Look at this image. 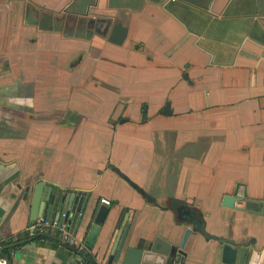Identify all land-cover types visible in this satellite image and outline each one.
<instances>
[{
	"label": "crops",
	"instance_id": "1",
	"mask_svg": "<svg viewBox=\"0 0 264 264\" xmlns=\"http://www.w3.org/2000/svg\"><path fill=\"white\" fill-rule=\"evenodd\" d=\"M116 22L121 44L107 40ZM39 181L110 201L85 246L97 264L121 215L125 248L179 247L190 228L178 264H223L181 204L237 244L234 264H264V212L222 206L240 183L264 210V0H0V250L18 249L8 264H74L55 235L27 234Z\"/></svg>",
	"mask_w": 264,
	"mask_h": 264
},
{
	"label": "water",
	"instance_id": "2",
	"mask_svg": "<svg viewBox=\"0 0 264 264\" xmlns=\"http://www.w3.org/2000/svg\"><path fill=\"white\" fill-rule=\"evenodd\" d=\"M25 22L37 24L40 29L48 30H59V26L49 24L48 21L43 19L39 20L27 15ZM92 30L88 29L85 35L89 37ZM74 36H78L77 32H74ZM127 34V28L124 27L120 22L113 24L107 40L114 44H121ZM72 35V34H71ZM80 35H83L80 33ZM168 106V104H166ZM164 113L169 114V111L164 110ZM240 183H236L234 190L231 194L223 196L222 206L224 207H235V202H243V210L250 213L260 214L263 213V209H258V203L263 202L253 200L247 197L245 190L239 192ZM32 200H31V215L30 220L35 221L38 217L50 218L53 211L54 204L60 201V212L65 211L67 214V220L70 221V227L72 228L73 234L75 235L77 228L83 218L88 216V231L84 240V244L87 248L93 246L101 226L105 222L106 216L109 211V207L104 204L96 203L91 205L89 203L88 193H76V192H65L62 194L52 193V187L49 183L39 181L31 189ZM58 204V203H57ZM173 206V205H172ZM177 218L185 224L190 223L197 232L206 238H212L221 242L222 244V263L223 264H234L235 257L237 254V244L232 242L228 238L217 237L207 234L204 230V222L201 218L195 216L186 205L173 206ZM89 211V212H88ZM123 215H121L117 229L122 227L120 235L116 240L114 250L111 252L107 264H178L181 255H184L182 250L188 234L191 229L186 228L183 232L182 240L179 247L171 245L168 241L156 236L145 245L144 243L139 244L138 247H127L124 246L125 236L129 228V224L121 225Z\"/></svg>",
	"mask_w": 264,
	"mask_h": 264
},
{
	"label": "built area",
	"instance_id": "3",
	"mask_svg": "<svg viewBox=\"0 0 264 264\" xmlns=\"http://www.w3.org/2000/svg\"><path fill=\"white\" fill-rule=\"evenodd\" d=\"M100 202L107 206L110 204V201L104 198H101ZM27 234L32 238L55 235L75 256L74 264H85L80 252L86 247L73 234L65 211L60 212L55 218L38 217L27 229ZM17 250L13 249L7 255L0 254V264H8L9 257Z\"/></svg>",
	"mask_w": 264,
	"mask_h": 264
},
{
	"label": "trees",
	"instance_id": "4",
	"mask_svg": "<svg viewBox=\"0 0 264 264\" xmlns=\"http://www.w3.org/2000/svg\"><path fill=\"white\" fill-rule=\"evenodd\" d=\"M6 244L2 245V248L0 250V254L2 255H7L9 252V249L5 247ZM80 255L84 258L85 264H97L93 257L90 255V252L88 249H84L83 251L80 252Z\"/></svg>",
	"mask_w": 264,
	"mask_h": 264
}]
</instances>
